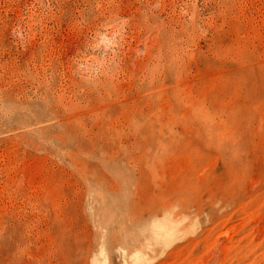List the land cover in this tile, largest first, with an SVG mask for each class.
<instances>
[{
  "label": "rangeland",
  "instance_id": "374dc122",
  "mask_svg": "<svg viewBox=\"0 0 264 264\" xmlns=\"http://www.w3.org/2000/svg\"><path fill=\"white\" fill-rule=\"evenodd\" d=\"M0 264H264V0H0Z\"/></svg>",
  "mask_w": 264,
  "mask_h": 264
}]
</instances>
